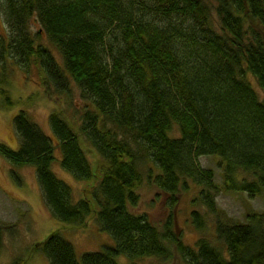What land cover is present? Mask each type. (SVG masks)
<instances>
[{
  "label": "trees",
  "instance_id": "1",
  "mask_svg": "<svg viewBox=\"0 0 264 264\" xmlns=\"http://www.w3.org/2000/svg\"><path fill=\"white\" fill-rule=\"evenodd\" d=\"M0 14L1 80L7 66L33 62L45 91L68 101L75 88L83 101L71 117L48 114L50 135L19 109L18 148L0 143V152L34 166L56 218L77 226L92 219L112 238L78 257L56 229L34 250L50 264H123L119 256L144 264L167 260L172 245L182 264H264V212L218 222L223 249L205 238L188 246L173 228L188 179L215 209L213 171L198 166L199 156L218 158L226 190L264 196V0H0ZM43 34L60 59L40 42ZM56 158L85 185L79 197L52 170ZM145 162L152 164L143 170ZM143 181L168 197L161 229L130 210ZM191 217L200 228L199 213Z\"/></svg>",
  "mask_w": 264,
  "mask_h": 264
},
{
  "label": "rangeland",
  "instance_id": "2",
  "mask_svg": "<svg viewBox=\"0 0 264 264\" xmlns=\"http://www.w3.org/2000/svg\"><path fill=\"white\" fill-rule=\"evenodd\" d=\"M30 27L35 32L40 25L33 20ZM0 34H6V26L1 14ZM40 42L50 46L45 34L42 35ZM50 48L55 57L60 59L59 51L55 47L50 46ZM0 69H2L1 65ZM4 71L6 81L1 80L3 74L0 73V90L5 88L8 93L0 91V143L11 149H17L19 144L18 136L12 125L13 116L19 109H25L31 119L50 135L48 114L53 109L63 110L71 117L73 107H79L83 103L75 88L72 91L71 100L69 99L70 107L67 105L69 100L67 101L64 96L56 97L55 94L51 95L50 92L45 91L41 72L33 62L24 67L11 64ZM250 80L260 94H263L251 76ZM53 140L56 141L54 137ZM54 154L60 157L56 148ZM89 157L92 158L93 154ZM196 162L200 168H210L213 171L212 180L217 186L216 191L212 189L215 209L211 211L201 202L199 198L201 185L188 179V187L181 188L178 194V203L173 211V228L183 243L188 246H195L200 238H205L223 249L224 246L221 245L215 232L216 224L218 222L243 223L246 221L248 212H264V196H249L246 192L226 190L222 181V168L217 157L203 155L197 157ZM151 164L145 162L142 165L143 170ZM51 168L58 177L65 179L72 186L74 195L79 197L85 185L63 170L58 158L52 162ZM138 193L139 202L136 206L130 207V210L138 213L146 212L150 220L161 229L171 210L167 202L168 197L147 181L142 182ZM194 210L201 217L202 226L200 228L196 227L191 219ZM0 229V264H50L41 251L34 250V246L56 229L60 230L61 234L72 243L78 257L84 251L99 250L104 245L112 243L110 235L99 230L92 219H88L84 226H77L56 218L44 201L34 166L13 164L1 152ZM170 247L171 256L167 260L147 257L141 262L144 264H182L174 247L172 245ZM117 261L123 264L127 262L123 256L117 257Z\"/></svg>",
  "mask_w": 264,
  "mask_h": 264
}]
</instances>
